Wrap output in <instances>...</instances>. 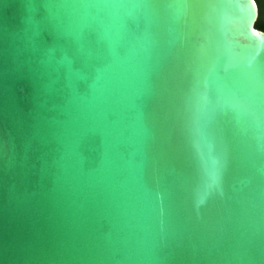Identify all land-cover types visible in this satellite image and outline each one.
I'll return each instance as SVG.
<instances>
[{"label":"water","instance_id":"water-1","mask_svg":"<svg viewBox=\"0 0 264 264\" xmlns=\"http://www.w3.org/2000/svg\"><path fill=\"white\" fill-rule=\"evenodd\" d=\"M257 16L0 0V264H264Z\"/></svg>","mask_w":264,"mask_h":264},{"label":"trees","instance_id":"trees-1","mask_svg":"<svg viewBox=\"0 0 264 264\" xmlns=\"http://www.w3.org/2000/svg\"><path fill=\"white\" fill-rule=\"evenodd\" d=\"M258 6V16L255 21V28L264 31V0H255Z\"/></svg>","mask_w":264,"mask_h":264},{"label":"snow or ice","instance_id":"snow-or-ice-1","mask_svg":"<svg viewBox=\"0 0 264 264\" xmlns=\"http://www.w3.org/2000/svg\"><path fill=\"white\" fill-rule=\"evenodd\" d=\"M253 39H256L255 37H253Z\"/></svg>","mask_w":264,"mask_h":264}]
</instances>
